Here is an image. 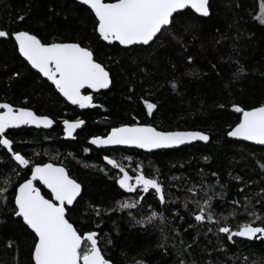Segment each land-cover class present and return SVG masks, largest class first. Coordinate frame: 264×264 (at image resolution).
I'll use <instances>...</instances> for the list:
<instances>
[{
    "label": "trees",
    "instance_id": "obj_1",
    "mask_svg": "<svg viewBox=\"0 0 264 264\" xmlns=\"http://www.w3.org/2000/svg\"><path fill=\"white\" fill-rule=\"evenodd\" d=\"M211 3L210 18H193L190 13L195 27L188 32L176 30L182 43L169 38L163 46L128 52L99 38L94 32V13L78 0H0V28L31 31L49 42L78 41L91 46L98 61L113 74L110 89L93 94L94 102L104 107L80 110L29 65L19 54L13 37L0 38V102L29 107L56 121L49 130L28 126L8 130L10 138L16 141V150L32 161L61 164L82 184V199L78 198L72 219L85 231L98 232L100 246L113 264H135L139 260L146 264H180L182 259L186 264H264V243L235 238L233 245L223 239L224 234H217L214 225H198L193 230L189 225L195 221L182 207L186 196L195 195L186 193V188L201 183L216 185L218 179L226 186L228 195L223 202L218 199L215 203L217 212L228 216L232 200L243 204L247 195L264 214V207L256 203H264V171L258 168V162L264 163V146L227 135L241 119L234 104L245 108L264 104V25L256 19L260 0ZM20 16L25 17L23 21L18 19ZM189 56L193 57L192 62L188 61ZM241 65L246 74L236 79L233 73ZM172 82L177 85L175 89ZM145 99L157 104L151 116L143 103ZM65 119L86 121L74 139L64 136ZM136 122L163 131H203L209 134L210 141L151 152L126 147L98 149L90 144L92 136H102L113 127ZM85 148L91 151L85 152ZM106 155L130 170L141 165L145 174L158 170L170 205H159L154 193L144 194L143 206L131 212L139 219L140 214L158 210L167 218L165 224L136 225L130 210L120 209L119 202L137 197L116 183L118 169L103 159ZM7 159L0 150V160ZM13 168L14 163H0V176H11L14 185H18L25 172L22 166L16 168L20 172L17 177ZM236 176L242 177V181L233 179ZM37 185L51 198L43 186ZM219 190L216 185V191ZM93 209L101 215L97 216ZM238 210L239 214L230 220L233 228L248 219L242 207L238 206ZM177 212L184 217L183 221L176 216ZM0 220L4 221L0 223V264H32L34 234L18 218L9 219L7 213L0 214ZM174 227L180 229V235L173 231ZM208 227H213V231L208 232ZM164 235L169 237L167 243ZM107 239L112 243L106 244ZM181 239L184 245L180 244ZM10 241L12 247H8ZM161 244H165L167 251L159 247ZM187 245L191 247L184 250Z\"/></svg>",
    "mask_w": 264,
    "mask_h": 264
},
{
    "label": "snow or ice",
    "instance_id": "obj_2",
    "mask_svg": "<svg viewBox=\"0 0 264 264\" xmlns=\"http://www.w3.org/2000/svg\"><path fill=\"white\" fill-rule=\"evenodd\" d=\"M87 6L95 17L94 32L102 41L112 46H123V50L132 52L134 49L141 51L151 49L153 45L163 46V41L173 39L182 43L177 29L184 32L195 27L192 17L210 18L212 15L211 0H80ZM260 12L256 19L264 25V0H260ZM24 16L18 19L24 20ZM14 37V44L19 54L37 69L44 77H47L55 88L72 105L81 109L103 108L104 105L96 104L92 93H85V89H107L113 83V74L104 63L96 58L91 46H85L78 41H56L44 40L39 34L27 30H9L0 28V38ZM189 62L193 57L189 56ZM215 69V65L212 66ZM246 69L241 65L238 67L234 78L238 79L246 74ZM16 72L15 76L19 77ZM173 89L177 85L172 82ZM147 114L151 116L157 104L149 99L143 101ZM237 113L242 115L239 123L227 132L229 137L241 138L264 145V104L257 107L245 108L233 105ZM56 121L47 115H38L29 107H15L12 103H0V150L8 156L7 160H0L5 166L15 164L21 168L25 175L22 182L14 185L11 176H0V214L7 213L9 219L18 218L22 226H26L34 234L31 261L32 264H113L112 258L100 246V237L96 231H85L72 219V213L76 211L75 205L82 199L83 187L76 179L69 175L68 169L58 163L34 162L21 151L16 150V141L10 138L9 129L19 128L21 125H35L51 128ZM83 119L62 121L65 136L75 138L77 129L85 125ZM209 135L202 131H160L148 123L121 124L119 127L111 128L105 135L92 136L90 144L98 147L112 145H128L141 149H158L173 147L194 140L208 141ZM85 152L91 151L85 148ZM38 155V154H37ZM103 159L115 169H118L116 183L126 192L135 193V200H124L119 202L120 209H128L129 215L136 225L147 227L163 225L167 218L158 210H151L147 215L140 214L136 219L131 210L143 206L146 196L152 195L159 205L169 206L171 201L167 195V187L160 180L158 170L155 174H145L143 166L137 168L136 174H129V170L110 156ZM127 159L131 160V157ZM207 159V158H205ZM12 169V172L20 177V172ZM258 168L264 171V163L258 162ZM30 173V175H29ZM216 176V173H212ZM176 179V178H173ZM233 179L242 181V177ZM37 182L50 190V196L46 197ZM219 185V191H216ZM216 185H205L186 188V193L195 194L186 196L182 207L186 214L191 216L195 224L189 225L195 230L198 225H214L217 234H224L223 239L235 245V238H244L249 241H260L264 243V214L256 209L251 203L249 196L240 200H232V209L228 216L217 212L214 205L219 199L225 200L228 193L225 185L220 184L217 179ZM11 191V197L9 192ZM244 191L243 188L240 189ZM203 192V195H200ZM264 192V189H261ZM264 207V203L257 201ZM238 206L242 207L248 219L233 228L230 220L239 214ZM151 208V205H148ZM97 216L101 213L93 209ZM114 211V209H113ZM183 221L184 217L176 213ZM0 220V223H3ZM164 229L161 228L163 234ZM173 231L180 235V229L174 227ZM187 232V229L184 230ZM208 232L213 227L207 228ZM165 243L169 239L164 235ZM106 244L112 241L107 239ZM181 245L184 241L181 239ZM8 247H12L10 241ZM164 248L165 244L159 245ZM187 245L184 250L190 248ZM179 254L182 255V252ZM135 264H146L139 260ZM180 264H186L181 260Z\"/></svg>",
    "mask_w": 264,
    "mask_h": 264
},
{
    "label": "water",
    "instance_id": "obj_3",
    "mask_svg": "<svg viewBox=\"0 0 264 264\" xmlns=\"http://www.w3.org/2000/svg\"><path fill=\"white\" fill-rule=\"evenodd\" d=\"M79 2H80V0H78ZM14 38V37H13ZM105 42V41H104ZM107 43V42H106ZM123 47V46H122ZM24 58V57H23ZM25 59V58H24ZM30 66H31V64H29ZM32 67V66H31ZM33 68V67H32ZM36 72H38L40 75H42V77L43 78H45V79H47L48 80V78L47 77H44L43 76V74L42 73H40L37 69H35V68H33ZM51 84H53L50 80H48ZM54 85V84H53ZM112 85V84H111ZM111 85L109 86V88H107V89H100L99 91H96V90H93V89H85L84 91H88V93H92V94H94V93H98V92H101V91H105V90H108V89H110V87H111ZM55 86V85H54ZM57 90V89H56ZM58 91V90H57ZM59 92V91H58ZM62 97H63V95L61 94V93H59ZM87 94V93H86ZM65 100H66V98L65 97H63ZM67 101V100H66ZM68 102V101H67ZM0 103H3V102H0ZM8 103V102H7ZM71 106H75V107H78V106H76V105H72L70 102H68ZM97 104V103H96ZM15 107H17V106H15ZM79 108V107H78ZM80 110H86V109H93V108H91V107H89V108H85V109H81V108H79ZM33 110V109H32ZM34 111V110H33ZM38 115H40V114H38ZM47 116H49V115H47ZM50 117V116H49ZM52 118V117H51ZM53 119V118H52ZM241 119H242V115H241ZM56 124V123H55ZM55 124L51 127V128H53L54 126H55ZM34 127V128H36V129H45V130H49V129H51V128H45V127H43V126H40V127H36L35 125H21L19 128H15V129H20V128H23V127ZM155 127V126H154ZM9 130H12V129H9ZM159 130V129H158ZM160 131H163V130H160ZM172 131H197V130H172ZM203 132V131H202ZM206 133V132H205ZM76 134V133H75ZM74 134V135H75ZM206 134H208V133H206ZM209 135V134H208ZM101 136V135H100ZM210 137V136H209ZM67 139H73V138H68V137H66ZM229 138H231V139H234V140H240V141H245V142H248V143H252V144H256V145H259V146H264V145H260V144H258V143H256V142H253V141H247V140H243V139H241V138H234V137H229ZM210 141V139L208 140V141H201V140H194V141H191V142H187V143H185V144H181V145H178V146H173V147H164V148H158V149H152V150H148V149H141V148H138V147H135V146H128V145H112V146H107V147H98V146H95V145H93V146H95L96 148H98V149H102V148H111V147H126V148H136V149H140V150H143V151H145V152H151V151H158V150H167V149H177V148H181V147H185V146H188V145H191V144H194V143H198V142H200V143H208ZM61 165V164H60ZM63 166V165H62ZM65 167V166H64ZM44 187V186H43ZM49 193H50V190H48L46 187H44ZM42 191V190H41ZM43 193V192H42ZM52 198V197H51Z\"/></svg>",
    "mask_w": 264,
    "mask_h": 264
},
{
    "label": "rangeland",
    "instance_id": "obj_4",
    "mask_svg": "<svg viewBox=\"0 0 264 264\" xmlns=\"http://www.w3.org/2000/svg\"><path fill=\"white\" fill-rule=\"evenodd\" d=\"M126 170H129V174L132 175V174H136L137 170L136 169H127L128 167H125Z\"/></svg>",
    "mask_w": 264,
    "mask_h": 264
},
{
    "label": "flooded vegetation",
    "instance_id": "obj_5",
    "mask_svg": "<svg viewBox=\"0 0 264 264\" xmlns=\"http://www.w3.org/2000/svg\"><path fill=\"white\" fill-rule=\"evenodd\" d=\"M85 93H88V92H85ZM63 125V124H62ZM63 130H64V126H63ZM78 130V129H77ZM76 133H77V131H76ZM76 135V134H75ZM64 136H65V133H64ZM65 138H66V136H65ZM112 148V147H111ZM116 148V147H115ZM37 184H39L38 182H37ZM38 186V185H37ZM42 186V185H41ZM39 187V186H38Z\"/></svg>",
    "mask_w": 264,
    "mask_h": 264
}]
</instances>
